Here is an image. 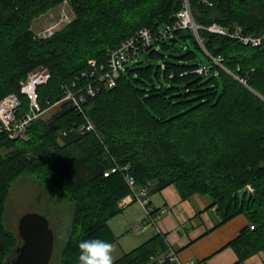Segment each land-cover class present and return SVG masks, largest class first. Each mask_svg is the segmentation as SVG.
<instances>
[{"label":"trees","instance_id":"obj_1","mask_svg":"<svg viewBox=\"0 0 264 264\" xmlns=\"http://www.w3.org/2000/svg\"><path fill=\"white\" fill-rule=\"evenodd\" d=\"M184 1L0 0V99L14 93L19 113L27 111L21 82L42 67L49 78L37 89L39 102L57 105L48 120L33 122L27 140L0 137V264H10L19 244L5 211L12 184L23 175L73 204L69 233L57 250L55 236L57 264H78L83 240L114 242L108 222L132 193L127 175L147 194L173 186L182 199L207 196L221 224L246 216L248 226L227 244L236 251L234 264L264 250V41L253 48L207 30L239 26L247 35H264V0H187L199 39L191 28L175 31L147 50V61L156 64L128 65L113 88L88 99L94 133H79L85 117L61 102L65 87L87 81L81 74L89 60L106 64L108 51L140 30L156 34ZM63 2L74 19L37 37L32 21ZM201 56L209 73L199 75ZM115 166L122 170L105 177ZM163 251L159 239L149 241L113 264H173L152 260Z\"/></svg>","mask_w":264,"mask_h":264},{"label":"crops","instance_id":"obj_2","mask_svg":"<svg viewBox=\"0 0 264 264\" xmlns=\"http://www.w3.org/2000/svg\"><path fill=\"white\" fill-rule=\"evenodd\" d=\"M128 196L122 200L129 202ZM147 199L149 208L158 218L155 221L148 218L149 224L142 230L136 229L137 223L146 218L138 201L120 207L121 212L109 220L115 236L111 243L113 262L144 243L156 244L157 239L164 251L152 260L159 263L164 259L173 264L191 261L194 264H234L237 261L236 251L227 244L248 226L246 216L238 215L221 224L220 215L207 196L194 194L182 199L173 186L147 194ZM243 264H264V250L250 256Z\"/></svg>","mask_w":264,"mask_h":264},{"label":"built area","instance_id":"obj_3","mask_svg":"<svg viewBox=\"0 0 264 264\" xmlns=\"http://www.w3.org/2000/svg\"><path fill=\"white\" fill-rule=\"evenodd\" d=\"M184 28L196 30L191 20L187 0L184 1L183 8L177 13L175 20L171 24L160 28L156 34H153L147 29L140 30L132 37L123 41L118 47L109 50L106 64H99L93 59L89 60L88 71L81 74V78L87 81L81 83L78 78L77 81L72 84L71 89L67 87L64 88L65 94L63 100L69 101L76 110L85 117V123L79 128V133L86 134L95 130L91 120L87 117L85 112L88 99L95 97L102 88H113L126 67L130 63L136 62L139 55L146 53L149 49H156L158 47L157 43L165 41L167 38L172 37L175 31ZM207 30L212 33L233 38L240 44L253 48L260 46L264 41V35H247L239 26L225 28L213 24L209 26ZM212 61L217 66L226 70L221 64V58L213 59ZM194 72L199 75L207 74L209 73V69L206 65H201L199 68L195 69ZM227 72L230 73L229 71ZM231 75L241 84H246L245 79L234 74ZM48 78L49 72L41 69L29 74L27 78L21 82L20 93L27 99L28 103V110L25 113H19L21 102L16 94H8L0 99V137H5L8 140L26 139V133L31 124L40 119L46 111L54 106V104L46 101V107L43 108L39 102L37 89L39 86L45 84ZM120 170L122 169L116 166L112 167L104 173V176L107 177ZM127 182L132 190V193L128 196L130 201L121 200L120 207H124L132 201H138L142 205L146 218L136 225L137 230H142L149 224L147 221L148 218L155 221L158 216H155L152 209L149 208L146 189L143 188L136 191L134 179L131 176L127 177ZM247 190L249 192L253 191L250 186H247ZM250 229H253V226H250ZM171 256L174 257L173 254H171ZM185 264H194V262L191 261Z\"/></svg>","mask_w":264,"mask_h":264},{"label":"rangeland","instance_id":"obj_4","mask_svg":"<svg viewBox=\"0 0 264 264\" xmlns=\"http://www.w3.org/2000/svg\"><path fill=\"white\" fill-rule=\"evenodd\" d=\"M74 19V13L67 2L49 10L45 14L34 19L31 24L33 33L39 37H48L54 32L62 29L66 24ZM192 20V17H191ZM193 22V20H192ZM194 23V22H193ZM196 29V26L194 25ZM192 31L195 33L196 30ZM202 65H207L209 61L205 57H200ZM136 63L156 64V61H147L146 53L139 55ZM135 63H130L132 66ZM47 69L39 67L37 70ZM31 72V73H33ZM30 73V74H31ZM29 75V74H28ZM57 106L52 107L44 113L43 119H49ZM73 204L67 199L53 196L39 180L30 176H20L11 186L9 198L6 204L5 223L9 230L17 232V225L22 215L26 213H38L46 217L50 228L56 236V248L59 249L60 242L64 240L70 230L73 218ZM56 258H52L49 264H57Z\"/></svg>","mask_w":264,"mask_h":264},{"label":"water","instance_id":"obj_5","mask_svg":"<svg viewBox=\"0 0 264 264\" xmlns=\"http://www.w3.org/2000/svg\"><path fill=\"white\" fill-rule=\"evenodd\" d=\"M17 237L19 244L15 248L10 264L50 263L55 234L46 217L38 213L22 215L17 225Z\"/></svg>","mask_w":264,"mask_h":264},{"label":"clouds","instance_id":"obj_6","mask_svg":"<svg viewBox=\"0 0 264 264\" xmlns=\"http://www.w3.org/2000/svg\"><path fill=\"white\" fill-rule=\"evenodd\" d=\"M112 244L99 237L83 240L79 244L78 264H113Z\"/></svg>","mask_w":264,"mask_h":264},{"label":"bare ground","instance_id":"obj_7","mask_svg":"<svg viewBox=\"0 0 264 264\" xmlns=\"http://www.w3.org/2000/svg\"><path fill=\"white\" fill-rule=\"evenodd\" d=\"M216 59H217V58H216ZM212 60H213V59H212ZM245 86H247V83L245 84ZM10 94H14V93H10ZM18 98H19V97H18ZM65 101H66V100H63V99L61 100V102H65ZM20 102H21V101H20ZM67 102H69V101H67ZM69 103H70V102H69ZM70 104H71V103H70ZM55 105H56V104H54V106H55ZM71 105H72V104H71ZM54 106H53V107H54ZM72 106H73V105H72ZM21 107H22V106H21ZM21 107H20V109H21ZM73 107H74V106H73ZM74 108H75V107H74ZM20 109H19V111H20ZM75 109H76V108H75ZM27 110H28V105H27ZM76 111H77V110H76ZM25 112H26V111H25ZM25 112H24V113H25ZM78 113H79V112H78ZM84 123H85V122H84ZM91 123H92V122H91ZM32 124H33V123H32ZM32 124H31V125H32ZM92 124H93V123H92ZM82 125H83V124H82ZM82 125H81V126H82ZM81 126H80V127H81ZM93 126H94V125H93ZM30 127H31V126H30ZM30 127H29V128H30ZM80 127H79V128H80ZM79 128L77 129L78 132H79ZM94 129H95V127H94ZM28 130H29V129H28ZM28 130H27V131H28ZM94 132H95V130H94L93 132H88V133H94ZM16 140H24V141L27 140V133H26V139H16ZM128 176H129V175L126 176V181H127V177H128ZM127 183H128V182H127ZM134 183H135V182H134ZM128 185H129V184H128ZM129 187H130V186H129ZM130 189H131V187H130ZM144 189H145V188H144ZM135 190H136V189H135ZM131 191H132V190H131ZM136 191H137V190H136Z\"/></svg>","mask_w":264,"mask_h":264}]
</instances>
